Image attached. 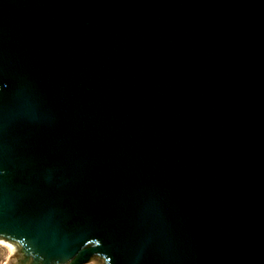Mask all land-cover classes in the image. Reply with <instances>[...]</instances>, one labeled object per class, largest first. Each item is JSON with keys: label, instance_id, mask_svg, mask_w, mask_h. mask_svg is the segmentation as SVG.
Instances as JSON below:
<instances>
[{"label": "water", "instance_id": "obj_1", "mask_svg": "<svg viewBox=\"0 0 264 264\" xmlns=\"http://www.w3.org/2000/svg\"><path fill=\"white\" fill-rule=\"evenodd\" d=\"M0 85V264H264V0H0Z\"/></svg>", "mask_w": 264, "mask_h": 264}, {"label": "flooded vegetation", "instance_id": "obj_2", "mask_svg": "<svg viewBox=\"0 0 264 264\" xmlns=\"http://www.w3.org/2000/svg\"><path fill=\"white\" fill-rule=\"evenodd\" d=\"M2 87L3 86L0 85V91L2 90ZM15 178H16V175L13 172V170L10 169L7 165H5L0 160V196L4 193L5 189L8 188V185L15 180ZM1 210L3 212L2 206H0V211ZM0 227L6 230V232L0 233V236L14 241L15 243L19 244L22 248L25 246L22 240L14 237L15 235H13L12 233L10 234L9 225H7V222L4 220V217L2 216V214L0 215ZM89 258H91V256H89ZM68 260L70 264H91L89 262V259L86 262H81V258L78 254L71 256ZM33 262H31V264H34Z\"/></svg>", "mask_w": 264, "mask_h": 264}, {"label": "rangeland", "instance_id": "obj_3", "mask_svg": "<svg viewBox=\"0 0 264 264\" xmlns=\"http://www.w3.org/2000/svg\"><path fill=\"white\" fill-rule=\"evenodd\" d=\"M10 256V249L6 245L0 243V262L6 263Z\"/></svg>", "mask_w": 264, "mask_h": 264}, {"label": "snow or ice", "instance_id": "obj_4", "mask_svg": "<svg viewBox=\"0 0 264 264\" xmlns=\"http://www.w3.org/2000/svg\"><path fill=\"white\" fill-rule=\"evenodd\" d=\"M4 232H6V230L0 227V233H4Z\"/></svg>", "mask_w": 264, "mask_h": 264}]
</instances>
